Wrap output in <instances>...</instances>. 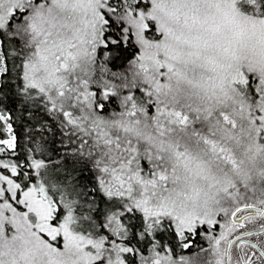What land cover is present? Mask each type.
I'll use <instances>...</instances> for the list:
<instances>
[{
	"label": "snow or ice",
	"instance_id": "obj_1",
	"mask_svg": "<svg viewBox=\"0 0 264 264\" xmlns=\"http://www.w3.org/2000/svg\"><path fill=\"white\" fill-rule=\"evenodd\" d=\"M0 264H264V0H0Z\"/></svg>",
	"mask_w": 264,
	"mask_h": 264
}]
</instances>
